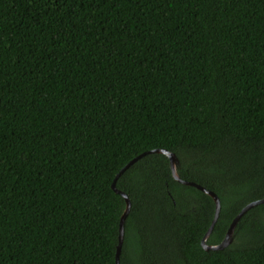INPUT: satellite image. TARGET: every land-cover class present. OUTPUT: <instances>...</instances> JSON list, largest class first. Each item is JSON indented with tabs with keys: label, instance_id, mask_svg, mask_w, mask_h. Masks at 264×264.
I'll return each instance as SVG.
<instances>
[{
	"label": "trees",
	"instance_id": "obj_1",
	"mask_svg": "<svg viewBox=\"0 0 264 264\" xmlns=\"http://www.w3.org/2000/svg\"><path fill=\"white\" fill-rule=\"evenodd\" d=\"M155 148L208 244L264 197V0H0V264H115ZM115 186L120 264H264V202L204 250L166 155Z\"/></svg>",
	"mask_w": 264,
	"mask_h": 264
},
{
	"label": "water",
	"instance_id": "obj_2",
	"mask_svg": "<svg viewBox=\"0 0 264 264\" xmlns=\"http://www.w3.org/2000/svg\"><path fill=\"white\" fill-rule=\"evenodd\" d=\"M150 152H157V153H162V154L166 155V157L168 158V163H169V167H170V170H171V174H172L173 178L176 181L181 182L183 184L192 185L195 188L203 191L204 193H206V194H208V195H210L212 197V199L214 201V204H215L214 216H213V219H212L209 227L207 228L206 232L204 233V235L202 236V238L200 240L201 246H202V248L204 250H209V249L215 250V249H222V248L226 247L232 241L233 231H234L235 225H236L238 219L240 218V216L245 211H247L249 208H251L252 206L264 202V197H263V198H260V199H257V200L250 201L249 203H247L246 205H244L241 208V210L232 218L231 222L229 223V225H228V227L226 229V232H225L224 237L222 238V240L219 243H217V244H208V243H206V239H207L208 235L210 234V232L212 230V227L214 225V222H215V220L217 218V215H218V212L220 210V201H219V198H218L217 194L215 192H213L212 190L205 188L204 186H202L199 183H196V182L191 181V180L181 179L178 176L177 171H176V167H177V163H178V158H177V156L175 155L174 152L169 151L167 149H163V148H155V149H151V150H148V151H144L141 154H139V155L133 157L132 159H130L119 170V172L116 173V175H115V177H114V179H113V181L111 183V188L116 193H119L121 196H123V198L125 200V208H124V210H123V212L121 214V217H120V220H119V226H118V243H117L116 251H115V264H120L119 263V253H120V248H121V243H122V238H123L122 237V233H123V222L125 220V217L128 214L129 208H130V202H129L128 197L126 196V194L123 191H121V190H119V189L116 188V186H115V180L119 176V174H121L122 171H124L134 161H136L142 155H144L146 153H150Z\"/></svg>",
	"mask_w": 264,
	"mask_h": 264
}]
</instances>
